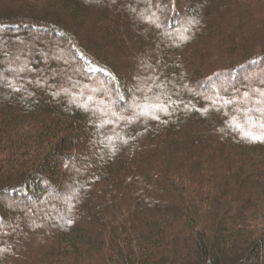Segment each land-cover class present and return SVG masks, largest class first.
Masks as SVG:
<instances>
[{"label": "trees", "instance_id": "16d2710c", "mask_svg": "<svg viewBox=\"0 0 264 264\" xmlns=\"http://www.w3.org/2000/svg\"><path fill=\"white\" fill-rule=\"evenodd\" d=\"M0 264H264V0H0Z\"/></svg>", "mask_w": 264, "mask_h": 264}, {"label": "rangeland", "instance_id": "374dc122", "mask_svg": "<svg viewBox=\"0 0 264 264\" xmlns=\"http://www.w3.org/2000/svg\"><path fill=\"white\" fill-rule=\"evenodd\" d=\"M62 200V199H61ZM36 235H33V238H35Z\"/></svg>", "mask_w": 264, "mask_h": 264}]
</instances>
